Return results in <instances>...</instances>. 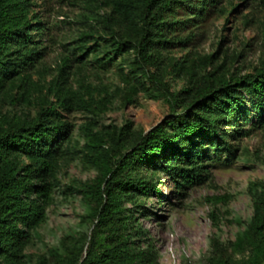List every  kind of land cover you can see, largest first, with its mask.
<instances>
[{
	"label": "rangeland",
	"instance_id": "1",
	"mask_svg": "<svg viewBox=\"0 0 264 264\" xmlns=\"http://www.w3.org/2000/svg\"><path fill=\"white\" fill-rule=\"evenodd\" d=\"M107 2L28 0L33 25L28 33L38 56L25 71L30 85L0 94V120L30 123L42 106H53L69 131L54 172L44 178L49 185L44 220L29 231L23 264H60L70 245L66 238L89 233L93 195L111 166L114 135L126 126L147 133L171 115L158 86L141 76L138 82L133 79V53L110 47ZM195 31L190 45L162 52L163 57L184 67L189 56L199 74L212 69L201 62L205 57L240 75L264 62V0L235 1ZM164 81L170 91H179L185 86L184 68L178 76L169 68ZM241 111L192 153L204 177L181 188L158 174L153 180H159L160 195L140 198L146 212L137 214L142 233L133 240L142 249H153L158 264H209L214 241L228 249L235 264L248 259L247 249L238 252L232 245L251 221L256 186L264 184V125L249 101H243ZM27 164L21 158V165Z\"/></svg>",
	"mask_w": 264,
	"mask_h": 264
},
{
	"label": "trees",
	"instance_id": "2",
	"mask_svg": "<svg viewBox=\"0 0 264 264\" xmlns=\"http://www.w3.org/2000/svg\"><path fill=\"white\" fill-rule=\"evenodd\" d=\"M235 1L247 0L105 3L110 47L115 52L133 53V79L138 82L141 76L158 86L171 115L147 133L130 132L126 126L114 135L111 166L93 195L92 226L87 234L66 238L70 245L60 264H158L153 249H142L133 240L142 233L137 214L146 212L140 198L160 195L159 180L154 181V176L165 174L181 188L204 177V167L192 153L241 114L243 101L253 105L258 123L264 125V62L253 73L240 75L229 74L213 57H205L201 62L212 69L199 74L189 56L183 67L162 55L178 45H190L202 23L224 14ZM28 8V0H0V94L30 85L25 71L38 53L28 33L33 26ZM169 68L177 76L184 68L185 86L179 91H170L164 81ZM55 116L53 106H42L30 123L0 120V264H23L29 231L44 220L49 194L44 178L54 172L60 144L69 131ZM21 158L28 164L22 166ZM256 187L251 221L232 245L238 252L248 250L244 264L264 261V184ZM125 203H132V208ZM212 248L209 264H235L227 248L215 241Z\"/></svg>",
	"mask_w": 264,
	"mask_h": 264
}]
</instances>
